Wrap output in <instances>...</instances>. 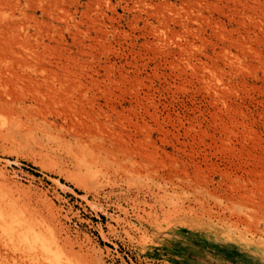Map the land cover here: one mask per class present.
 <instances>
[{
  "label": "rangeland",
  "instance_id": "1",
  "mask_svg": "<svg viewBox=\"0 0 264 264\" xmlns=\"http://www.w3.org/2000/svg\"><path fill=\"white\" fill-rule=\"evenodd\" d=\"M0 207V264H46L36 230L64 264H264V0H0Z\"/></svg>",
  "mask_w": 264,
  "mask_h": 264
},
{
  "label": "bare ground",
  "instance_id": "2",
  "mask_svg": "<svg viewBox=\"0 0 264 264\" xmlns=\"http://www.w3.org/2000/svg\"><path fill=\"white\" fill-rule=\"evenodd\" d=\"M0 208H1V207H0ZM182 208H184V207L182 206ZM2 209H3V207L0 209V210H1L0 212H2L1 216L4 217V216L6 215V213H7V210H6V213L4 214V213H3L4 211H2ZM5 209H6V208H4V210H5ZM13 213H14V212H13ZM10 214H11V213H10ZM14 214H16V216H14L15 219H16V217L19 216V214H18V212H15ZM14 214H12L11 217H13ZM7 215L9 216L8 213H7ZM7 215H6V216H7ZM20 216H21V215H20ZM9 217H10V216H9ZM9 217H8V219H10ZM21 217H22V216H21ZM23 217H24V216H23ZM12 219H13V218H12ZM2 220H3V218H2ZM18 220H19V219L17 218V220H12V221H14V223L17 221V223H18L19 225H22V223H20V222H21V221H20L21 219L19 220V222H18ZM23 220H24V219H23ZM23 220H22V221H23ZM25 220L27 221L28 219H25ZM4 221H5V220H4ZM12 221L10 220L11 224L13 223ZM26 221H23V222H26ZM0 222H1V219H0ZM27 222H29V221H27ZM7 224H9V223H6V225H7ZM23 224H24L25 226L27 225V223H23ZM13 225H15V224H13ZM6 227H7V226H6ZM21 227H23V226H20V230L22 231L23 229H21ZM17 228H18V225H17ZM32 228H33V227H32ZM4 229H5V228H4ZM14 229H15V227H14ZM29 229L32 230L31 228H28V229H26V231H25V228H24L23 231H24V234H25V235L27 234V235L30 237V236H32V232H33V231H32L31 233H29V232H30ZM6 230H7V231H10V230H12V229L9 230V228H8V229L6 228ZM20 230H19V231H20ZM27 230H28V231H27ZM33 230H35V229H33ZM19 231H18V232H19ZM42 231H43V232H42ZM42 231H41V230H40V231H39V230L34 231V232H33V239H30V240H33V241H34L33 243H35V241H36V242H40L41 245H45V244H43V243H45L44 240H45V239H47V240L49 239V246H48V247H49V248H51V247L53 248V247H54L55 249H53V250H55V252L53 251L52 253H53V255L56 254V257H58V258L55 257L56 259H54V258L51 259V255H52V254H49L47 257L45 256V257L47 258V260H46L44 263H46V264H64V263H65V262L63 263L64 260H65L66 262L69 263V262H70V261H69L70 259L67 261L68 258H67V259L61 258L62 255L60 256L59 254H57V253H61V252H62V248H61V247H63V246L61 245V247H60V245H59V243H58V240H57L56 237L54 236V233H53V237H52L51 232H48V233H47V231H46V232H45L44 230H42ZM20 233H21V234H20ZM45 233H47V234H45ZM17 234H18V233H17ZM18 235H21L20 237H22L23 234H22V232H19ZM55 235H56V234H55ZM23 236H24V235H23ZM28 236H27V239H28ZM51 237H52V238H51ZM58 238H59V236H58ZM21 239H23V237H22ZM50 239H51V241H50ZM24 241H25V240H24ZM45 241H46V240H45ZM27 243H29V241H28ZM31 243H32V241H31L29 244L31 245ZM33 243H32V244H33ZM47 243H48V242H47ZM50 243H52L51 246H50ZM60 244H61V243H60ZM37 245H38V244H37ZM39 246H40V245H39ZM45 247H46V246H44V248H45ZM52 248H51V249H52ZM46 249H47V248H46ZM51 249H49V250L51 251ZM42 250H43V249H42ZM42 250H41V251H42ZM43 251H46V250H43ZM43 253H44V252H43ZM49 253H51V252H49ZM63 253H64V251H63ZM44 254H46V252H45ZM53 255H52V256H53ZM58 255H59V256H58ZM64 255H65V254H64ZM49 256H50V258H48ZM65 256H66V255H65ZM62 257H64V256H62ZM46 258H45V259H46ZM65 258H66V257H65ZM62 259H63V261L61 262L60 260H62ZM57 261H60V262H57ZM68 263H67V264H68ZM72 263H75V264H76V262H74V261H72Z\"/></svg>",
  "mask_w": 264,
  "mask_h": 264
}]
</instances>
